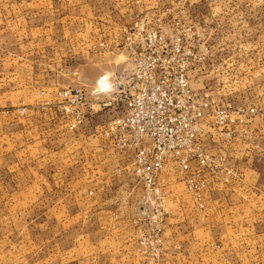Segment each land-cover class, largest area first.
<instances>
[{
    "label": "rangeland",
    "instance_id": "rangeland-1",
    "mask_svg": "<svg viewBox=\"0 0 264 264\" xmlns=\"http://www.w3.org/2000/svg\"><path fill=\"white\" fill-rule=\"evenodd\" d=\"M139 21L168 37L185 29L204 54L192 87L229 110L226 123L210 113L199 125L212 169L224 172L198 173L228 183L205 179L202 207L180 169L159 192L117 169L127 158L101 135L119 111L93 89L100 76L110 85L127 77L126 36ZM74 86L87 117L70 130L55 93ZM98 159L106 169H94ZM234 196L251 203L235 212L264 232V0H0V264H264V248L224 253L221 229L198 223Z\"/></svg>",
    "mask_w": 264,
    "mask_h": 264
},
{
    "label": "built area",
    "instance_id": "built-area-1",
    "mask_svg": "<svg viewBox=\"0 0 264 264\" xmlns=\"http://www.w3.org/2000/svg\"><path fill=\"white\" fill-rule=\"evenodd\" d=\"M175 29L168 37L159 25L142 21L131 24L125 42L129 74L113 85L106 76H100L93 92L107 95L100 106L119 111L101 127L109 145L127 158L117 169L128 170L154 192H159L163 169H180L183 182L202 206L198 192L205 179L198 172L224 171L212 169V159L198 142L199 125L210 113L222 125L230 113L226 107L216 106L208 93L189 84L188 73L196 63L199 66L204 54L198 50L197 57L181 34L185 29ZM55 99L68 129L84 123L87 98L81 86L58 89ZM159 198L163 202L161 193Z\"/></svg>",
    "mask_w": 264,
    "mask_h": 264
},
{
    "label": "crops",
    "instance_id": "crops-1",
    "mask_svg": "<svg viewBox=\"0 0 264 264\" xmlns=\"http://www.w3.org/2000/svg\"><path fill=\"white\" fill-rule=\"evenodd\" d=\"M146 23L151 24L149 21H146ZM202 74V71L198 67V75ZM189 84L190 83V75H189ZM192 87V85H191ZM193 88V87H192ZM195 89V88H194ZM209 116H207L205 119L207 120ZM63 120V118L61 117ZM204 119V120H205ZM203 120V121H204ZM64 122V120H63ZM89 138V137H88ZM76 140L79 139L78 137L75 138ZM100 149V148H98ZM86 150V149H84ZM69 156V155H68ZM72 156V154H70ZM74 157V155H73ZM74 163V162H73ZM75 165V163H74ZM73 169H79L77 165L74 166ZM83 169H86V167H83ZM90 169H93V167H90ZM94 169H106V164L101 161V159H98V164L94 166ZM171 169H166L165 171H162L160 174V180L161 178H165V182L168 180H173L176 177V175ZM240 174H252L251 169H239ZM207 175V176H206ZM242 175V176H243ZM205 178L207 181L208 188L211 185L210 182H212V185L219 186L220 188L228 186V183H222V181H217L215 178V175H210L209 172L205 173ZM181 179H182V173H181ZM214 183V184H213ZM216 183V184H215ZM231 183V182H229ZM243 187L247 188L245 183H243ZM207 187V186H206ZM242 187V189H243ZM243 196V195H242ZM202 206H204L203 203H201ZM248 205L251 203H245L244 199L240 196L231 198H223V199H217L213 203H211V208L209 209L210 212L206 215L205 219L203 221H199L198 223L207 224L208 222L211 223L212 228L216 229L218 228L219 235H215L216 241L220 242L222 245V251L224 253L228 252H243L244 254H248L252 250H261L264 248V242L260 241L258 238L264 237V232H261L258 230L257 225H254L252 222H255L254 220H251V215H242L234 210V208H238L240 206ZM199 206V207H202ZM224 209H228L226 213H222ZM221 212V213H220ZM254 218V217H252ZM207 226L205 225L204 228ZM214 235V233H212ZM226 240H224V239ZM241 239V240H238ZM253 241L256 242L255 245H253ZM231 242V243H230ZM232 242H235L232 244ZM203 247V246H201Z\"/></svg>",
    "mask_w": 264,
    "mask_h": 264
}]
</instances>
